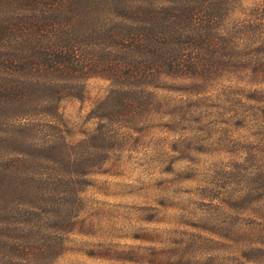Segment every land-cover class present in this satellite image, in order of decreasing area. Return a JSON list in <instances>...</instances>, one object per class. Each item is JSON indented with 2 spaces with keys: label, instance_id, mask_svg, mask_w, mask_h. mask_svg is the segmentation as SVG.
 Masks as SVG:
<instances>
[{
  "label": "trees",
  "instance_id": "1",
  "mask_svg": "<svg viewBox=\"0 0 264 264\" xmlns=\"http://www.w3.org/2000/svg\"><path fill=\"white\" fill-rule=\"evenodd\" d=\"M240 1L0 0V264H51L63 252L115 125L143 117L163 76L205 84L241 62L264 80V0L239 21ZM94 76L110 81L90 112L98 124L71 142L61 103ZM252 182L264 191V159ZM244 235L236 264H264V223Z\"/></svg>",
  "mask_w": 264,
  "mask_h": 264
},
{
  "label": "rangeland",
  "instance_id": "2",
  "mask_svg": "<svg viewBox=\"0 0 264 264\" xmlns=\"http://www.w3.org/2000/svg\"><path fill=\"white\" fill-rule=\"evenodd\" d=\"M261 1L241 0L232 19ZM109 89L94 76L62 101L69 141L96 128L90 112ZM151 89L143 117L115 125L114 149L83 184L51 264H236L244 233L263 226L264 191L252 182L264 159L263 78L238 62L205 84L163 76Z\"/></svg>",
  "mask_w": 264,
  "mask_h": 264
}]
</instances>
